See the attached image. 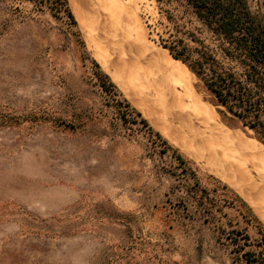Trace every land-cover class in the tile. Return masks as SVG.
<instances>
[{
  "label": "rangeland",
  "instance_id": "374dc122",
  "mask_svg": "<svg viewBox=\"0 0 264 264\" xmlns=\"http://www.w3.org/2000/svg\"><path fill=\"white\" fill-rule=\"evenodd\" d=\"M68 3L73 15V9L82 14L105 62L77 17L75 26L53 0H0V264H236L220 234L195 218L194 205L185 210L181 202L195 178L184 175L173 152L162 154L160 143L119 106L127 100L159 133L139 105L155 109L169 125L179 124L171 123L178 111L171 105L170 78L158 63L165 61L159 35L166 37L169 30L160 5L156 0ZM250 4L264 14V0ZM92 60L122 96L104 93ZM125 61L147 70L152 93L137 92L126 82ZM198 84L194 80L193 89L213 110L220 132H238L259 145L228 127ZM161 135L190 161L203 186H218L215 178L259 218L252 196L233 185L230 174L217 175ZM226 211L224 222L234 219L244 226L237 210ZM256 233L250 228L252 237Z\"/></svg>",
  "mask_w": 264,
  "mask_h": 264
},
{
  "label": "trees",
  "instance_id": "16d2710c",
  "mask_svg": "<svg viewBox=\"0 0 264 264\" xmlns=\"http://www.w3.org/2000/svg\"><path fill=\"white\" fill-rule=\"evenodd\" d=\"M55 5L77 25L68 0H53ZM167 28L159 35V44L196 77L198 87L209 97L222 121L242 130L264 146V14L254 12L250 0H156ZM99 69L97 78L104 93L122 96L111 78ZM119 106L134 121H139L163 147L161 153L173 152L178 168L194 177L187 185L189 198H182L185 210L194 205L195 215L203 225L219 233L236 264H264V224L253 209L227 185L212 178L218 186L208 188L193 174L186 158L174 148L127 100ZM120 110V109H119ZM124 122L127 117L122 116ZM235 209L244 226L229 217ZM250 228L257 236L249 234Z\"/></svg>",
  "mask_w": 264,
  "mask_h": 264
},
{
  "label": "bare ground",
  "instance_id": "6f19581e",
  "mask_svg": "<svg viewBox=\"0 0 264 264\" xmlns=\"http://www.w3.org/2000/svg\"><path fill=\"white\" fill-rule=\"evenodd\" d=\"M71 4H73V2ZM73 12L77 17L80 28L86 35L87 40L89 42L93 40L95 45H98V48L96 47V56L100 61L105 62L107 57L106 53L100 54L103 48L96 42L97 40H95V36L89 30V26L84 24L82 14L78 13L76 9H73ZM124 27H126V25H124ZM162 50L164 52L163 57L165 61L162 59L163 61H158V63L161 68L167 72L170 78L173 88L171 105L173 110L178 111L173 116L174 118H171L173 120L171 123L176 125L178 122L179 124L176 126L173 124L169 125V121L167 123L164 117H162L159 112L156 113L153 108L146 106L141 107L140 105L139 108L144 112L148 119H151L152 123H154L160 133L167 139L184 148V150L186 149L192 156L202 159L210 167L209 169L217 175L225 176L230 174L235 180L232 184L240 186L243 188V191L245 190L250 196H252L254 203H256L255 209L258 210V216L264 222V146L259 142L258 144L261 147L253 143H248L244 137L240 135L241 133L237 134L238 132L230 134H227L224 131L220 132L221 129L218 128L219 126L214 118L213 110L202 101L193 89V81L196 80V77L186 68L185 65L173 59L167 50L164 48H162ZM128 61L123 62L124 66L122 69L126 82H128L137 92L152 93L149 85L151 81L150 74L140 66L141 63H138L139 65H134ZM143 62L145 63V61H142V63ZM144 83H147L148 86H145ZM167 83L169 84V82ZM153 90L154 94L158 93V88L155 87ZM224 178L231 183L228 177Z\"/></svg>",
  "mask_w": 264,
  "mask_h": 264
},
{
  "label": "crops",
  "instance_id": "0c3cea01",
  "mask_svg": "<svg viewBox=\"0 0 264 264\" xmlns=\"http://www.w3.org/2000/svg\"><path fill=\"white\" fill-rule=\"evenodd\" d=\"M122 200H123V199L121 198V201H122ZM123 202H124V203H127L126 200H123ZM123 202H121V203H123ZM129 204L132 205V207H135V206H137L138 203L136 204V203L130 202ZM121 206L123 207V205H121ZM124 206H125V204H124ZM127 207H128V206H127ZM146 208H148V207L146 206Z\"/></svg>",
  "mask_w": 264,
  "mask_h": 264
}]
</instances>
